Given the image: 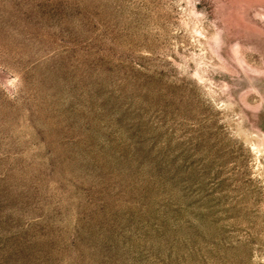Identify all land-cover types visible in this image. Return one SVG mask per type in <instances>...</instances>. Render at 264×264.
<instances>
[{
    "label": "rangeland",
    "instance_id": "obj_1",
    "mask_svg": "<svg viewBox=\"0 0 264 264\" xmlns=\"http://www.w3.org/2000/svg\"><path fill=\"white\" fill-rule=\"evenodd\" d=\"M0 264H264V0H0Z\"/></svg>",
    "mask_w": 264,
    "mask_h": 264
}]
</instances>
